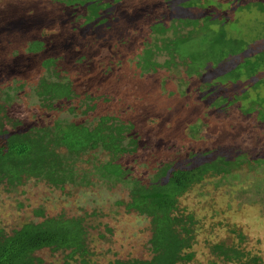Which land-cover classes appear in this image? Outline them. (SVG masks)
<instances>
[{
  "label": "trees",
  "instance_id": "trees-1",
  "mask_svg": "<svg viewBox=\"0 0 264 264\" xmlns=\"http://www.w3.org/2000/svg\"><path fill=\"white\" fill-rule=\"evenodd\" d=\"M123 1L60 2L81 10V27L85 32L113 39L114 25L124 27L118 9ZM165 3L168 11L151 22L149 38L142 44L145 45L143 53L137 55L142 73L177 65L176 59H179L187 65L190 75L196 74L203 80L206 87L197 90L212 109L227 114L237 106L246 117L256 112L264 120V92L260 91L264 86V35L249 42L228 37L225 31L234 10L258 6L264 13V0H165ZM205 34L213 38L210 52L204 56L200 50L184 51L186 42L196 36L205 39ZM219 44L229 52L216 56L215 48ZM46 45L43 39H33L27 50L38 54ZM162 55L168 56L164 63L157 59ZM61 57L52 54L42 59L41 65L47 74L33 85L43 108L51 111L62 109L63 102L77 96L72 80L60 69ZM221 77H229L228 84H223ZM1 83L0 189L11 192L29 182H42L69 195L100 181L109 189L120 185L127 199H119L116 204L125 207L128 213L147 217L151 237L149 257L116 256L99 261L90 246L91 233L99 229L101 241L106 240L108 233L112 234L108 224L101 222L96 228L90 223L94 217L100 219L99 211L81 208L79 214L48 216L43 207H38L35 214L40 220L25 222L11 231L0 224V264H187L195 258L193 249L200 243L216 260L226 264H264L262 255L248 249L247 235L237 225L230 228L233 239L217 237L215 228L219 221L209 226L208 235L201 234L207 231L203 228L204 219H215L216 210L212 208V212L203 211L201 215L202 212L190 210L185 204L189 192L207 178H219L221 183L233 180L234 173L245 167L264 172V152L257 154L240 146L190 150L158 162L147 177L133 175L132 168L123 163L124 158L135 154L140 147L133 123L110 115L101 116L91 124L68 118H57L51 123L21 118L13 112L12 105L25 84L2 87ZM93 109L94 106L88 107L85 113ZM75 110L73 106L69 108L70 112ZM101 156L106 159L101 160ZM239 193L244 201L261 205L264 212L262 189L252 190L241 185ZM204 194L202 191L201 195ZM102 225L105 233L100 232ZM203 235L206 237L202 238ZM44 250L62 257L59 261L47 262L41 255Z\"/></svg>",
  "mask_w": 264,
  "mask_h": 264
},
{
  "label": "rangeland",
  "instance_id": "rangeland-1",
  "mask_svg": "<svg viewBox=\"0 0 264 264\" xmlns=\"http://www.w3.org/2000/svg\"><path fill=\"white\" fill-rule=\"evenodd\" d=\"M60 1L0 0V81L2 87L25 84L12 105L18 117L43 123L68 118L91 124L101 116L110 115L131 122L140 138V147L135 154L124 158L123 163L132 168L133 175L141 177L151 175L154 166L167 157L190 150L240 146L257 154L264 152V120L256 112L246 117L237 106L227 114L212 109L197 90L206 87L203 80L196 74L190 75L187 65L179 59H176L177 65L161 67L156 72L143 74L140 70L137 55L143 53L145 45L142 44L149 38L151 22L168 11L165 0H124L118 8L124 27L114 25L113 39L85 32L81 27V10ZM167 20L170 24V19ZM225 31L228 37L253 41L264 35V13L258 6L234 10ZM33 39L46 41L43 52H28V44ZM212 39L208 34L205 39L196 36L183 45L184 51L200 50L205 56L211 51ZM222 49V44L217 45L215 55L228 51ZM52 54L63 57L60 69L72 80L77 93L57 111L43 108L33 91V85L47 74L41 65L42 59ZM157 59L164 63L168 56ZM227 78L220 81L228 84ZM262 89L263 93L264 86ZM71 106L76 108L75 112L69 111ZM91 106L94 109L85 113ZM192 126L195 128L191 129ZM232 179L221 183L219 178H207L189 192L185 204L190 210L202 212L201 215L203 211L216 210L215 219H204L203 228L207 231L201 234L208 235L209 226L219 221L215 228L217 237L233 239L230 228L235 224L247 235L248 249L264 257L262 206L250 204L239 196L241 185L252 190L258 187L264 194V172L245 167L234 173ZM100 182L69 195L42 182H29L11 192L0 189V224L11 231L25 222L40 220L35 214L38 207H43L48 216L79 214L81 208L97 210L101 213L100 219L94 217L90 223L96 228L101 222L108 224L112 234L108 233L106 240L101 241L99 229L91 233L90 246L96 260L105 262L116 256L149 257V219L136 212L128 213L125 207L116 204L119 199H127L120 185L109 189ZM100 230L104 232L105 227L102 225ZM193 251L195 258L187 264H226L216 260L203 243ZM41 255L47 262L59 261L62 257V254L52 255L49 250Z\"/></svg>",
  "mask_w": 264,
  "mask_h": 264
},
{
  "label": "bare ground",
  "instance_id": "bare-ground-1",
  "mask_svg": "<svg viewBox=\"0 0 264 264\" xmlns=\"http://www.w3.org/2000/svg\"><path fill=\"white\" fill-rule=\"evenodd\" d=\"M164 68V67H163ZM168 69V68H167Z\"/></svg>",
  "mask_w": 264,
  "mask_h": 264
}]
</instances>
